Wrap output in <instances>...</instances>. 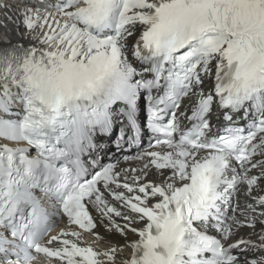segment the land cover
<instances>
[{
    "label": "snow or ice",
    "instance_id": "1",
    "mask_svg": "<svg viewBox=\"0 0 264 264\" xmlns=\"http://www.w3.org/2000/svg\"><path fill=\"white\" fill-rule=\"evenodd\" d=\"M0 11L19 37L0 46V264H116L125 248L120 264H264V0H0ZM141 97L151 137L124 157L136 166L86 168L118 125L121 139L138 135ZM98 223L138 239L80 246ZM242 228L258 239L229 243Z\"/></svg>",
    "mask_w": 264,
    "mask_h": 264
},
{
    "label": "bare ground",
    "instance_id": "2",
    "mask_svg": "<svg viewBox=\"0 0 264 264\" xmlns=\"http://www.w3.org/2000/svg\"><path fill=\"white\" fill-rule=\"evenodd\" d=\"M8 2L13 4V5L17 4V2L12 1V0H8ZM4 15H5L4 12L0 11V20H3ZM18 39H19V37L17 36L15 30H13L12 24L9 23L7 25V29L0 28V46H3V42L5 40H10L11 42L15 43L18 41ZM23 43L27 44L28 41H23ZM148 179L149 180H158V178L155 175H149ZM253 194L255 195L257 193L254 192ZM240 200H241V202H243L242 198ZM248 202H251V201L248 200ZM238 218H240V217H238ZM117 222L119 223L121 221L117 220ZM135 226L137 228H141L144 225L141 223V224H137ZM261 227L262 226L259 223H257L256 228H255V232H259L261 230ZM64 228H65V222L62 221L60 223L59 227L52 232V235H55L57 232H59L61 229H64ZM252 233H253V229L242 228L237 232V234L230 241H235L240 236H243V237H249L250 236L252 240H254V241L257 240L258 239L257 235L252 234ZM95 234H98L100 239H97L96 235L83 234L80 246H91L94 249L105 251V250L109 249L112 245H116L117 247H123L126 244L138 239V237L131 232L127 233L126 239L121 237L119 234L107 232L105 230V227L99 223L97 225V228L95 229ZM130 255H131V250L125 248L122 253L117 254L116 264H120L121 259H126Z\"/></svg>",
    "mask_w": 264,
    "mask_h": 264
}]
</instances>
